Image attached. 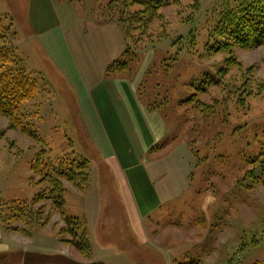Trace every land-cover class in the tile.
I'll return each instance as SVG.
<instances>
[{
    "label": "rangeland",
    "instance_id": "obj_1",
    "mask_svg": "<svg viewBox=\"0 0 264 264\" xmlns=\"http://www.w3.org/2000/svg\"><path fill=\"white\" fill-rule=\"evenodd\" d=\"M44 1L45 6L38 7L37 0H0L2 22H12L22 41L14 63L24 64L37 78L36 96L21 102L19 110L23 124L39 136L35 139L10 127L9 118L0 114V216L7 217L0 220V242L10 246L0 250V264H24L20 258L24 251L52 257L40 264L264 263V186L254 184L248 173V158L264 143V44L234 49L222 84L197 92L196 97L206 102L217 98L218 112L202 120L187 106L185 119L186 103L180 101L194 90L191 83L200 81L203 72H215L228 56L204 52L207 25L226 0H180L164 7L168 24L160 30L153 23L155 34L149 38L153 42L130 45L132 60L126 66L131 70L122 73L107 71L109 63L123 59L129 41L117 20H107L94 10L96 3L105 0ZM238 1L228 0V4ZM29 13L48 21L55 15L60 24L49 35L32 36L24 26ZM180 34L183 38H178ZM190 34L197 36V43L188 42ZM149 65L154 71L136 97L144 107L157 106L168 92V101L157 108V120L166 134L155 143L166 147L156 156L141 157V162L154 184L166 189L154 205L140 211V218L133 219L129 209L137 204L138 192L130 174L136 168L121 170L128 187L116 184L119 154L98 137L84 94L89 96L99 85L112 89L113 80L120 77L132 80L139 74L143 79ZM122 98L123 92L115 94V100ZM237 99L240 106L235 104ZM130 113L124 108V114ZM124 130L133 135L131 125ZM39 149H44L47 162L41 173L66 165L82 167L75 161L89 160L92 183L86 188L61 179L65 185L62 214L71 217L73 224L55 211L50 198L29 202L48 188L45 178L38 181L30 167ZM17 206L20 212L39 208L48 220L22 233L12 228L23 225L12 215ZM83 218L92 246L87 255L70 243L83 235Z\"/></svg>",
    "mask_w": 264,
    "mask_h": 264
},
{
    "label": "trees",
    "instance_id": "obj_2",
    "mask_svg": "<svg viewBox=\"0 0 264 264\" xmlns=\"http://www.w3.org/2000/svg\"><path fill=\"white\" fill-rule=\"evenodd\" d=\"M225 2L226 5H223L218 11H215V20L207 25L204 52L207 54L224 52L228 53V56L215 72H203L200 81L198 80V82L194 81L191 83L194 90L186 96L185 99L180 101L183 104L186 103V108H184L183 112L185 119L187 106H190L189 108L193 109V111L198 112L202 120H206L208 115H214L213 113L216 110L215 106L216 108L218 107L216 104L219 102L218 99L213 98L214 100L211 102H206L196 97L197 92H202L210 86H220L222 84V76L226 74L227 68L230 66L229 60L233 58L230 54L234 49H251L264 44V0H239L234 6H229L228 0ZM179 3L182 2L180 0H105L104 3H96L94 10L100 11L101 15L107 20H117L129 41L127 48L123 52V59L113 60L107 65V71L109 73L130 71L131 68L126 66L129 60H132L130 45L143 40L153 42V40H149L151 34H155L153 23H155V25L158 23L160 30H162L163 25L166 26L168 24V21L166 22L165 20L167 24L164 22L165 15L162 9L166 6ZM156 37L158 36L156 35ZM196 37V35L190 34L186 39H188V42L194 44L197 43ZM178 38H183V36L180 34ZM16 48V31L13 28L12 22L5 25L0 17V114L9 118L10 127L19 129L26 135L38 139L39 136L35 134L32 129L23 124L22 114L19 110L21 102L30 100L36 96L37 78H33L31 72L26 71L24 64L23 66H18L14 63V56H16L14 52ZM188 49H190V47H188ZM176 56H178L177 52L175 56H173V59H177ZM20 60L22 59L20 58ZM153 65H149L144 70L145 76L140 80L137 87L139 92L141 91L143 82H145L144 80L154 71L152 69ZM163 70L165 71V69ZM156 71L157 69L155 72ZM168 99V92H165L163 93L162 100H160L157 106L156 104H148L146 107L149 110H157L158 106L163 105ZM235 104L240 106L238 99L235 100ZM216 112L218 111L216 110ZM160 144H162V142ZM43 153H45L44 149L38 150L35 157L30 162V167L32 174L39 176L38 181L41 180V178H43V180L45 178L44 183L48 185V188L46 187L43 189L45 192L41 190L35 193L29 202L37 203L45 198H50L55 211L62 214L65 185L62 184L61 179L70 181L77 188L83 190L89 184L90 163L86 158L79 159L78 161L76 159H70L71 161L76 160L75 162L83 164L82 167L70 169L71 165H66L50 173H47V171L41 173L43 169L42 166L47 165ZM248 162L251 163L248 173L252 176L253 183L262 184L264 186V143L256 154L248 158ZM25 201L22 200L21 202L24 203ZM22 209L24 208L22 207ZM13 212L12 215H14V218L22 222L23 225L20 227L18 225H12V228L18 229L26 234L29 233L28 228L34 223L42 224L48 220L46 216L43 217L44 212L39 208L20 212L19 206H17V209H13ZM62 216L65 222L73 224V219L71 217L63 214ZM5 218H7L5 215L3 217L2 215L0 216L1 221ZM85 219L86 218H83V235L72 239L70 243L72 242L80 253L87 255L91 252L92 246L88 236L89 226ZM63 230L64 228L61 229V231ZM20 258L24 264H40L52 257L43 253L24 251L21 252ZM72 264L104 263L93 260L90 263L75 261Z\"/></svg>",
    "mask_w": 264,
    "mask_h": 264
},
{
    "label": "crops",
    "instance_id": "obj_3",
    "mask_svg": "<svg viewBox=\"0 0 264 264\" xmlns=\"http://www.w3.org/2000/svg\"><path fill=\"white\" fill-rule=\"evenodd\" d=\"M37 1L38 7H44L46 4L44 0ZM21 6L27 12L26 3ZM53 19L50 21L48 19L45 20L39 14L32 18L29 13L27 20H24L25 30L32 36L49 35L60 24L55 15ZM53 36H56L55 33H53ZM21 43L22 41H20L16 31V47L18 48ZM22 55L24 56V54ZM141 79L139 74H136L132 80L120 77L113 80L115 84H113L112 89L106 88L105 85H99L92 93L89 92V96L87 92L84 94L86 106L88 103L90 105V108L86 111L89 115V120L94 123L98 137L105 139L106 143L103 144L100 139L99 141L108 149L110 144L119 154V162L114 169V173L117 175L116 184L128 187L126 177L121 170L123 167H128L129 170L136 168V171H132V174H130L131 181L138 192L137 204H134L129 209V216L133 219L140 218V211H146L154 205L155 201L159 200L162 192L166 189L161 186L159 188L154 184V179L149 169H147L144 162H141V157L144 158L147 155L156 156L159 151L166 147L165 145L161 146L160 143L155 145L166 134L161 120L159 118L157 120L159 111L149 110L146 106H142L138 97H136L138 83ZM118 92H123L124 94V98L120 101L115 100V94ZM124 108L130 109V115L124 114ZM122 116L124 117L121 118ZM124 124L126 125L124 126ZM128 125L133 128L132 136H129L124 130ZM91 183L92 180L89 177V184ZM125 191L123 190V193ZM9 249L10 246L8 244L0 242V250Z\"/></svg>",
    "mask_w": 264,
    "mask_h": 264
}]
</instances>
